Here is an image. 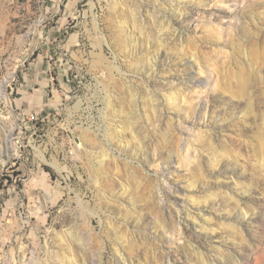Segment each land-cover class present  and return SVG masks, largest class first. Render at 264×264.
I'll list each match as a JSON object with an SVG mask.
<instances>
[{
  "label": "rangeland",
  "instance_id": "1",
  "mask_svg": "<svg viewBox=\"0 0 264 264\" xmlns=\"http://www.w3.org/2000/svg\"><path fill=\"white\" fill-rule=\"evenodd\" d=\"M2 85L0 264H264V0H0Z\"/></svg>",
  "mask_w": 264,
  "mask_h": 264
},
{
  "label": "bare ground",
  "instance_id": "2",
  "mask_svg": "<svg viewBox=\"0 0 264 264\" xmlns=\"http://www.w3.org/2000/svg\"><path fill=\"white\" fill-rule=\"evenodd\" d=\"M180 2H177L176 4H179ZM193 67V66H192ZM193 69V68H192ZM4 86L5 85H2L1 87H0V97H5L4 96Z\"/></svg>",
  "mask_w": 264,
  "mask_h": 264
}]
</instances>
